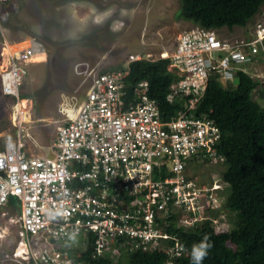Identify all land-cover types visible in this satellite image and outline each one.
Listing matches in <instances>:
<instances>
[{"label": "built area", "instance_id": "built-area-1", "mask_svg": "<svg viewBox=\"0 0 264 264\" xmlns=\"http://www.w3.org/2000/svg\"><path fill=\"white\" fill-rule=\"evenodd\" d=\"M217 30H184L170 54L159 57L169 59L167 69L175 75L168 100L182 102L173 118L163 119L146 81L136 85L135 95L128 92L130 63L148 59L137 54L120 69L92 77L73 115L58 126L48 156L26 153L23 120L16 114L15 138L0 150V205L17 200L15 256L27 254L31 264H87L71 254L70 239L92 233L95 256L117 258L125 249L151 248L176 258L185 251L179 238L158 228L170 218L184 230L210 223L215 234L227 232L220 214L210 213L224 208L222 186L216 180L202 182L198 173L204 158L214 166L224 160L215 148L220 129L199 111V103L211 80L225 82L239 71L264 85V22L238 39L222 38ZM14 53L0 75V90L19 100L36 52L28 45ZM194 156L197 169L189 162ZM48 238L56 249L35 258V246Z\"/></svg>", "mask_w": 264, "mask_h": 264}, {"label": "rangeland", "instance_id": "rangeland-1", "mask_svg": "<svg viewBox=\"0 0 264 264\" xmlns=\"http://www.w3.org/2000/svg\"><path fill=\"white\" fill-rule=\"evenodd\" d=\"M179 5V0H0V75L15 54L7 53L9 46L22 45L18 51L30 45L36 52L19 90L25 96L20 99L27 101L21 104L29 120H23L21 132L26 153H50L58 126L70 118L64 108L75 111L96 73L122 67L130 54L148 59L170 54L180 33L197 26L178 14ZM263 14L264 5L246 27H222L218 35L226 39L249 35L254 24L264 22ZM245 67L253 72V66ZM252 96L264 107V98L256 91ZM19 100L0 90V150L15 138ZM222 170L223 166L202 165L198 173L202 182L217 177L225 198L230 187L220 179ZM18 230V210L0 205V264H31L27 254L14 255ZM35 249L32 255L42 258L44 250L51 254L56 248L48 238Z\"/></svg>", "mask_w": 264, "mask_h": 264}, {"label": "trees", "instance_id": "trees-1", "mask_svg": "<svg viewBox=\"0 0 264 264\" xmlns=\"http://www.w3.org/2000/svg\"><path fill=\"white\" fill-rule=\"evenodd\" d=\"M179 2L178 14L204 29L244 28L264 5V0ZM168 64V58L135 60L130 63L126 76L131 95H135L134 89L139 82H147V94L157 101L165 120L182 110V102L167 98L169 86L175 80V75L167 69ZM261 85L258 79L239 71L234 79L225 82L211 80L199 103V111L205 112L221 132L215 148L224 160L216 167L223 166L220 179L230 188L224 208H219L220 213L216 208L210 213L213 217L220 214V218L228 223L226 233L215 234L210 223L196 224L193 230H184L170 218L167 225L159 224L158 228L179 238L185 251L176 258H167L164 251L151 248L125 249L117 258L95 256L92 233L70 239L71 254L87 264H162L170 259L176 264H197L192 256L193 248L203 242L211 247L200 264H264V107L252 96L255 90L259 98H264V85ZM20 97L25 96L20 93ZM204 159L200 166L211 165L209 158ZM196 161V156L189 160L194 169L198 168L194 164ZM213 179L218 181L217 177ZM16 204V198H9L7 205L15 207ZM161 242L173 245V240L161 239Z\"/></svg>", "mask_w": 264, "mask_h": 264}, {"label": "bare ground", "instance_id": "bare-ground-1", "mask_svg": "<svg viewBox=\"0 0 264 264\" xmlns=\"http://www.w3.org/2000/svg\"><path fill=\"white\" fill-rule=\"evenodd\" d=\"M24 45V44H23ZM19 46H22V45H17L16 47H14V46H9V48H7V53L8 54H11L12 52H14V51H16L17 49L16 48H18ZM44 56V54L42 53V54H39V55H37V57L39 58V57H43ZM26 100L25 99H20L19 101H18V103L16 104V106H15V114H17V113H19L20 114V117L22 118V120H25V121H29L28 119H27V111H26V106H23V105H21V104H26ZM23 109H25V110H23ZM73 115V113L72 114H70V116H72Z\"/></svg>", "mask_w": 264, "mask_h": 264}, {"label": "clouds", "instance_id": "clouds-1", "mask_svg": "<svg viewBox=\"0 0 264 264\" xmlns=\"http://www.w3.org/2000/svg\"><path fill=\"white\" fill-rule=\"evenodd\" d=\"M100 20H101V18L97 17V21L96 22L99 23ZM205 240H207V237L205 238ZM210 247H211L210 244L202 242L199 247H194L193 248L192 256H193V259L197 262V264H200V261H202L203 258L206 257L207 249L210 248Z\"/></svg>", "mask_w": 264, "mask_h": 264}, {"label": "crops", "instance_id": "crops-1", "mask_svg": "<svg viewBox=\"0 0 264 264\" xmlns=\"http://www.w3.org/2000/svg\"><path fill=\"white\" fill-rule=\"evenodd\" d=\"M68 113H70V114H72L73 113V108L72 107H65L64 108ZM69 110V111H68ZM48 155H50V153L48 152V154L46 155V153L45 154H41V155H38V156H48Z\"/></svg>", "mask_w": 264, "mask_h": 264}]
</instances>
